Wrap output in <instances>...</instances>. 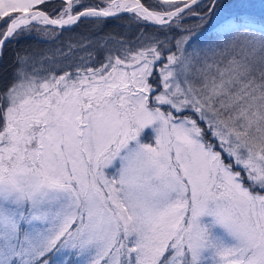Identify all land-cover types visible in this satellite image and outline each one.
<instances>
[{"label": "snow or ice", "instance_id": "1", "mask_svg": "<svg viewBox=\"0 0 264 264\" xmlns=\"http://www.w3.org/2000/svg\"><path fill=\"white\" fill-rule=\"evenodd\" d=\"M125 19L13 53L0 264H264V0H0V58Z\"/></svg>", "mask_w": 264, "mask_h": 264}, {"label": "trees", "instance_id": "2", "mask_svg": "<svg viewBox=\"0 0 264 264\" xmlns=\"http://www.w3.org/2000/svg\"><path fill=\"white\" fill-rule=\"evenodd\" d=\"M87 2H95V0H87ZM147 2V0H146ZM125 17L127 16L124 14ZM186 28H191L194 31H203L204 28L198 27L199 20L197 17H188L185 21L182 22ZM138 27L136 25H129L127 19L125 20H110L109 23L103 26L102 30L100 28L92 29V26L88 24H81L77 27L74 33L69 34L65 33L58 40H37V39H28L22 40L15 48H8L4 50L3 57L0 58V85L7 83L11 78L12 70H13V53L15 51H24L25 49L30 52H47L50 50H54L57 47H61L62 44L68 41L69 35H72L73 38L79 39L81 35L91 38L93 41L105 37L106 34H112L117 38H121L124 36L134 37L138 34ZM151 31V29H149ZM210 35H206L201 37L206 38ZM78 53L76 62H79ZM102 59V58H100ZM68 62L65 63L66 66ZM96 66H98L97 61H93ZM74 71V68L71 69Z\"/></svg>", "mask_w": 264, "mask_h": 264}, {"label": "rangeland", "instance_id": "3", "mask_svg": "<svg viewBox=\"0 0 264 264\" xmlns=\"http://www.w3.org/2000/svg\"><path fill=\"white\" fill-rule=\"evenodd\" d=\"M210 29H211V26L209 25V26L204 27L203 31H197V32L201 33V37L206 36V35H212V31Z\"/></svg>", "mask_w": 264, "mask_h": 264}]
</instances>
